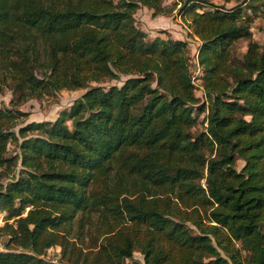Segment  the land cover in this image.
Instances as JSON below:
<instances>
[{
	"label": "trees",
	"instance_id": "1",
	"mask_svg": "<svg viewBox=\"0 0 264 264\" xmlns=\"http://www.w3.org/2000/svg\"><path fill=\"white\" fill-rule=\"evenodd\" d=\"M161 1L0 0V91L83 89L16 132L23 113L0 108V264H264V39L250 32L264 0L181 4L201 101L186 41L134 25ZM56 246L58 261L43 258Z\"/></svg>",
	"mask_w": 264,
	"mask_h": 264
},
{
	"label": "rangeland",
	"instance_id": "2",
	"mask_svg": "<svg viewBox=\"0 0 264 264\" xmlns=\"http://www.w3.org/2000/svg\"><path fill=\"white\" fill-rule=\"evenodd\" d=\"M185 0H162L161 7L163 12L151 14V10L140 6L137 8L133 14L134 25L136 28L140 29L145 34V39L150 40L153 37L159 36L160 38L170 37L172 39H179L186 41L188 55H189V67L191 72L192 83L196 86L194 89V95L198 97L199 101L202 100L201 88L198 86L199 81L197 77L199 75V69L196 70V53L197 47L199 45V40L190 34L187 22L182 18L180 6ZM211 4L216 6H224L229 8L231 6L237 5L241 0H229L224 2L223 0H208ZM249 3V2H248ZM246 14H250L248 10L244 9ZM251 37L257 43L261 44L264 39V21L259 17L253 18L250 24ZM245 50V41L240 40L236 43L233 55L240 57V55ZM198 68V67H197ZM124 78L121 77V81ZM95 83H91L94 85ZM110 84L119 85L118 81H104L100 83L102 86H108ZM10 83H6V86L0 91V108H8L16 111L22 112V116H19L15 120L13 126V131H17L18 127L29 124L30 122H40V121H53L60 110L67 109L73 99L78 97L83 89L76 90H60L52 94H44L40 98H27L25 100H20L17 98V94L12 92L10 89ZM202 115L197 117L195 125L191 128V132L196 134L205 126V121L202 120ZM69 125V122H66ZM40 135L37 131H29L27 136ZM21 139L19 138L18 141ZM18 149L17 144L14 142H8L6 145L5 156L9 157L11 155H17ZM242 165V161L239 159L236 162V168L238 169ZM20 170V166L17 164L12 172V175L16 176L17 172ZM0 182L4 184L5 179H1ZM203 184V181H201ZM4 222V213L0 212V226ZM10 222V221H7ZM7 240V236L0 232V251L4 249V243ZM237 247V246H236ZM240 257L244 259L248 256L246 251L240 250ZM133 257L136 260H141V256L138 252H133ZM43 258L51 261L59 260V248L51 247L46 250Z\"/></svg>",
	"mask_w": 264,
	"mask_h": 264
},
{
	"label": "built area",
	"instance_id": "3",
	"mask_svg": "<svg viewBox=\"0 0 264 264\" xmlns=\"http://www.w3.org/2000/svg\"><path fill=\"white\" fill-rule=\"evenodd\" d=\"M194 68H196V70H198V68H197V65H196V66H194Z\"/></svg>",
	"mask_w": 264,
	"mask_h": 264
}]
</instances>
